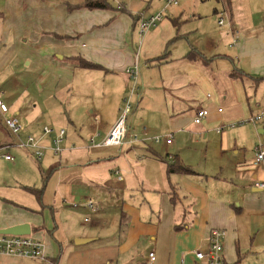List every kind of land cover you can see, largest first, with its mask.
Here are the masks:
<instances>
[{
  "label": "crops",
  "instance_id": "0c3cea01",
  "mask_svg": "<svg viewBox=\"0 0 264 264\" xmlns=\"http://www.w3.org/2000/svg\"><path fill=\"white\" fill-rule=\"evenodd\" d=\"M85 2L4 0L0 11V71L24 54L41 68L37 88L48 90L40 108L6 102L2 89L0 99L18 120L23 109L62 123L19 120L21 139L32 134L46 146L40 159L15 146L8 129L0 133V147L7 146L0 161L10 171L0 168V229L27 223L29 235L43 243L42 259L0 254V264H147L149 252L154 264H197L193 252L207 248L216 228L225 231L224 264H264V188L254 185L264 182V167L253 164L256 146L264 143V119L227 127L264 108V0H226L228 7L221 0H178L143 33L135 20L161 11L165 0H142L150 11ZM217 12L225 17L221 25ZM191 50L201 57L187 58ZM80 58L96 66L85 67ZM135 62L134 81L128 70ZM128 96L126 124L142 136L170 134V143L129 141L128 124L123 145L91 146L122 114ZM200 108L208 114L196 124ZM44 126L54 132L42 136ZM60 128L61 152L54 154L51 140ZM108 161L115 166L111 174L99 169ZM168 164L194 172L167 173ZM55 176L59 205L55 198L43 202ZM11 186L34 203L9 197ZM87 197L95 199V211L84 205ZM103 201L118 209L114 227ZM75 238L89 240L76 244Z\"/></svg>",
  "mask_w": 264,
  "mask_h": 264
},
{
  "label": "built area",
  "instance_id": "2783aa9c",
  "mask_svg": "<svg viewBox=\"0 0 264 264\" xmlns=\"http://www.w3.org/2000/svg\"><path fill=\"white\" fill-rule=\"evenodd\" d=\"M178 0H165L164 8L149 16H141L138 20L139 32L143 33L151 27H154L161 21L164 11L167 6L172 4H177ZM217 23L219 25L223 24L222 16L217 18ZM137 62V61H136ZM135 62L134 67L128 70V74L134 81L138 77L139 67ZM131 106V98L128 96L124 100V109L122 114L118 117V119L114 122V124L110 127L106 135L99 142H94L91 140V146H121L125 142H127L128 136V128L125 122L126 116L130 110ZM218 111H221L218 108ZM208 114V110L206 108H200L194 115L193 121L194 123H200ZM0 115L2 116V121L4 126L17 137V140L14 142V145L20 149L30 151L31 155L40 159L45 150L46 146L41 143V139L37 138L32 134H27L24 139L19 137L20 132L23 130L21 123L18 118L10 114V108L7 103H5L2 99H0ZM264 119V108L261 109L258 113L249 116L248 118L238 120L236 122H231L227 127H235L236 125H242L246 123L256 124L260 120ZM223 126L217 127V131H221ZM54 132L53 128L50 126H44L42 128V136L49 135ZM65 130L63 128L57 129L55 131V136L51 140L52 146L51 149L54 154H58L61 152L60 142L64 137ZM151 140L155 143L160 141H164L165 143L171 142V135L164 136H154L150 139L147 137H143L142 140ZM139 140L136 136L129 139V141H137ZM7 146H3L0 148H6ZM6 160H11L13 157L10 154H1ZM253 164H261L264 167V143H259L255 149V156L253 158ZM254 185L258 188H264V182H255ZM84 205L89 208L91 211H95L97 209L96 202L94 198L87 197ZM225 231L222 229H212L210 231L208 237L207 248L202 250L198 249L193 252V256L197 262V264H224V255H223V242H224ZM0 254H9L19 257H27L32 259H42L43 258V243L30 235H5L0 234ZM155 254L154 252L148 253V262L147 264H154Z\"/></svg>",
  "mask_w": 264,
  "mask_h": 264
},
{
  "label": "rangeland",
  "instance_id": "374dc122",
  "mask_svg": "<svg viewBox=\"0 0 264 264\" xmlns=\"http://www.w3.org/2000/svg\"><path fill=\"white\" fill-rule=\"evenodd\" d=\"M73 1H76V0H73ZM77 1H80V0H77ZM110 1L115 6L117 5V3L121 4L123 2L125 4H122V5H126L125 7L128 8L130 5V7H133L134 9H137V10L147 9V7H148L145 4H143L142 0H110ZM155 1H157V0H152V2H155ZM199 1H201V0H199ZM3 7H4V0H0V11H2ZM152 7L153 6L150 5V7L146 11H150L152 9ZM201 8H202V6H201ZM217 13H218V17L222 16L223 18H225L221 14V12L220 13L217 12ZM2 18L4 19V16ZM2 18H0V30H1V22L3 20ZM11 42H12V37L9 36L8 41H7V45L5 46V48L7 50L9 49ZM40 71H41L40 66L37 65L35 61H32L29 57H26L24 54L18 53V55L14 56L12 63L9 65V67L5 70L2 69L0 71V81L2 83V84H0L1 85L0 89H2L3 92L5 93L3 95V98L6 100V102H10V100L13 101L15 99L16 101L22 100L23 103L27 106L31 105L32 103H38V108L42 107L40 101L45 98V96H46L45 94L48 93L47 92L48 90H47V88L43 89V90H39L37 88L36 78H37ZM5 78H9V79L4 80ZM13 79H17V85L16 86H12L10 84L9 80H13ZM61 84H62V82H60V85ZM7 93L11 95L10 99L6 98L8 95ZM16 106H17L16 109L22 108V106L19 105V103H17ZM34 114L26 115L24 110L22 109L21 112L19 113V120L21 121V123L24 126L30 120H34V119H37L35 122L41 123V124L44 122H51L54 125L62 124L59 121L60 117L56 118L54 120H51L49 118V120H48V118L45 117L46 114H39L37 118H36L37 114L36 115H34ZM131 114H132V112L129 114V116ZM130 118H131V116H130ZM128 122H129V119H128ZM259 122H257V123H259ZM128 124L129 123H127V125ZM131 124L132 123L129 124L130 125V135L132 137L136 136L138 139H139V137L140 138L144 137V136H142L143 134L139 135L140 132H137L139 127L138 126L132 127ZM134 130H136V131H134ZM6 132H7V128L4 126V124L2 123V121L0 119V133H2L3 136H6ZM168 135H170V134H168ZM154 136H161L162 138H164V136H167V134L148 132V134L145 135V137H147L148 139H150ZM12 153H13V151H12ZM60 158H61V162L64 163L62 161V156ZM105 164L106 165L101 164L100 165L101 167L99 169H101L104 173L111 174L110 170H113L115 168V166H113L114 165L113 161H108ZM6 166L7 165L5 162L0 161V168L4 171H8V173H10V171L7 169ZM30 166L33 169V172H34L33 174L36 176L38 174L36 166L32 165L31 163H30ZM121 174L123 176L122 172H120V175ZM55 178H56V176L53 177L51 179V181H49L47 189L44 192V195H43V202L44 203H50L51 204V200L55 198V200L58 201L57 205L61 204V202L58 200L57 193H55V186H54ZM36 183L38 184L37 179H36ZM14 193L19 194L20 200L18 199V201H20L22 204L31 205L32 202L34 203L33 197L31 195H29L25 192L19 191L17 188H14V186H11V188L9 189V192H8V195H11L9 197L12 198ZM15 202H16V200H15ZM100 205L102 206L103 210L104 209H110L109 214H108L107 224L109 226L114 227L116 225L117 220H118V213H115V212H118L117 207H115V205H113V207H110L109 204H107L104 201L101 202ZM92 216H93V213L88 214V215L86 214L87 220L93 221L94 218H91ZM82 218L83 217H81V222L84 224L85 221L83 222Z\"/></svg>",
  "mask_w": 264,
  "mask_h": 264
},
{
  "label": "trees",
  "instance_id": "16d2710c",
  "mask_svg": "<svg viewBox=\"0 0 264 264\" xmlns=\"http://www.w3.org/2000/svg\"><path fill=\"white\" fill-rule=\"evenodd\" d=\"M106 0H86L84 6L86 7H91V8H106L108 6V4L105 2ZM223 2L224 7H228V3L226 2V0H221ZM138 18L135 20L138 22ZM187 58L190 59H196V58H200L201 54L200 53H196V51L191 50L187 53L186 55ZM161 57H158L155 59V61L161 60ZM78 61L80 62L81 65L85 66V67H94L96 66L95 63L86 61L82 58L78 59ZM143 139V137H142ZM147 140V139H145ZM9 141V140H8ZM175 171H179L182 173H192L194 172L193 170H191L190 168L180 165V164H168L167 165V173H172Z\"/></svg>",
  "mask_w": 264,
  "mask_h": 264
},
{
  "label": "water",
  "instance_id": "95a60500",
  "mask_svg": "<svg viewBox=\"0 0 264 264\" xmlns=\"http://www.w3.org/2000/svg\"><path fill=\"white\" fill-rule=\"evenodd\" d=\"M0 234L5 235H29L30 234V228L27 223L17 224L14 226H10L7 228H1ZM89 238H75L74 242L76 244L84 243L88 241Z\"/></svg>",
  "mask_w": 264,
  "mask_h": 264
}]
</instances>
